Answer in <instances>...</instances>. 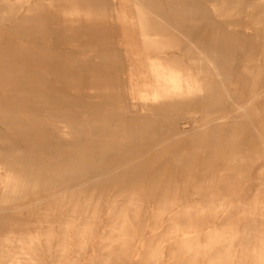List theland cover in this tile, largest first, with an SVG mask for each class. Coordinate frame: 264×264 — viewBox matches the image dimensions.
I'll return each instance as SVG.
<instances>
[{
  "label": "bare ground",
  "instance_id": "bare-ground-1",
  "mask_svg": "<svg viewBox=\"0 0 264 264\" xmlns=\"http://www.w3.org/2000/svg\"><path fill=\"white\" fill-rule=\"evenodd\" d=\"M0 264H264V0H0Z\"/></svg>",
  "mask_w": 264,
  "mask_h": 264
},
{
  "label": "rangeland",
  "instance_id": "rangeland-1",
  "mask_svg": "<svg viewBox=\"0 0 264 264\" xmlns=\"http://www.w3.org/2000/svg\"><path fill=\"white\" fill-rule=\"evenodd\" d=\"M234 187H235V189H236V190H238V183H237V184H235V186H234ZM151 200H152V199H151Z\"/></svg>",
  "mask_w": 264,
  "mask_h": 264
}]
</instances>
